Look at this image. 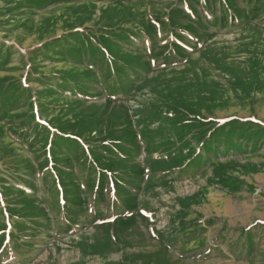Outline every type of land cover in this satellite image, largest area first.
<instances>
[{
	"label": "rangeland",
	"instance_id": "1",
	"mask_svg": "<svg viewBox=\"0 0 264 264\" xmlns=\"http://www.w3.org/2000/svg\"><path fill=\"white\" fill-rule=\"evenodd\" d=\"M0 264H264V0H0Z\"/></svg>",
	"mask_w": 264,
	"mask_h": 264
},
{
	"label": "crops",
	"instance_id": "2",
	"mask_svg": "<svg viewBox=\"0 0 264 264\" xmlns=\"http://www.w3.org/2000/svg\"><path fill=\"white\" fill-rule=\"evenodd\" d=\"M260 235H261V234L256 233V234H253V237L256 238V239H258Z\"/></svg>",
	"mask_w": 264,
	"mask_h": 264
}]
</instances>
